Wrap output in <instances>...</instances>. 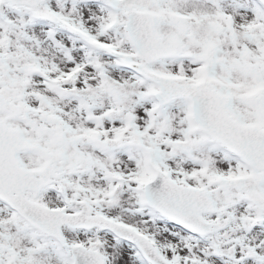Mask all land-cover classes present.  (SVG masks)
<instances>
[{"label": "snow or ice", "instance_id": "1", "mask_svg": "<svg viewBox=\"0 0 264 264\" xmlns=\"http://www.w3.org/2000/svg\"><path fill=\"white\" fill-rule=\"evenodd\" d=\"M0 264H264V0H0Z\"/></svg>", "mask_w": 264, "mask_h": 264}]
</instances>
